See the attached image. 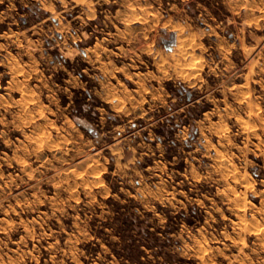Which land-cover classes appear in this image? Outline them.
<instances>
[{"label":"rangeland","instance_id":"obj_1","mask_svg":"<svg viewBox=\"0 0 264 264\" xmlns=\"http://www.w3.org/2000/svg\"><path fill=\"white\" fill-rule=\"evenodd\" d=\"M263 241L264 0H0V264Z\"/></svg>","mask_w":264,"mask_h":264},{"label":"bare ground","instance_id":"obj_2","mask_svg":"<svg viewBox=\"0 0 264 264\" xmlns=\"http://www.w3.org/2000/svg\"><path fill=\"white\" fill-rule=\"evenodd\" d=\"M132 8H133V7H132ZM182 51H183V50H182ZM182 55H183V54H182ZM193 59H194V57H193ZM195 60H196V59H195ZM190 64H191V63H190ZM191 66H193V65H191ZM29 94H30V93H29ZM31 95H32V94H31ZM26 98H27V96H26ZM33 98H34V97H33ZM33 98H32V99H33ZM247 129H248V128H247ZM257 146H258V145H257ZM219 157H220V156H219ZM217 159H218V158H217ZM226 159H227V158H226ZM218 162H219V161H218ZM223 164H224V163H223ZM226 164H227V163H226ZM233 168H234V167H233ZM231 169H232V168H231ZM234 169H235V168H234ZM79 172H80V171H79ZM224 172H225V171H224ZM73 173H74V172H73ZM225 173H226V172H225ZM227 173H228V172H227ZM233 173H234V172H233ZM231 174H232V173H231ZM224 175H225V174H224ZM224 175H223V176H224ZM232 177H233V176H232ZM233 179H234V178H233ZM237 182H238V181H237ZM248 185H249V184H248ZM228 198H229V197H228ZM233 199H234V198H233ZM238 199H240V198H238ZM238 199H237V200H238ZM234 202H235V201H234ZM236 202H237V201H236ZM238 204H239V203H238ZM244 204H245V203H244ZM235 205H236V204H235ZM237 215H238V214H237ZM239 215H240V214H239ZM240 218H241V217H240ZM255 219H256V218H255ZM239 220H242V219H239ZM246 221H247V220H246ZM246 221H245V222H246ZM252 221H253V220H252ZM239 222H240V221H239ZM235 223H237V222H235ZM240 225H241V224H240ZM254 225H255V224H254ZM244 227H245V226H244ZM261 227H262V226H261ZM247 228H248V227H247ZM256 228H257V227H256ZM247 230H248V229H247ZM255 231H256V230H255ZM258 231H259V230H258ZM256 234H257V233H256ZM261 235H262V234H261ZM261 237H263V235H262ZM261 237H260V238H261ZM258 238H259V237H258ZM260 238H259V239H260ZM239 239H240V238H239ZM263 242H264V241H263Z\"/></svg>","mask_w":264,"mask_h":264}]
</instances>
